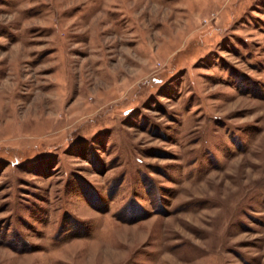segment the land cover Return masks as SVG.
<instances>
[{"label": "rangeland", "instance_id": "374dc122", "mask_svg": "<svg viewBox=\"0 0 264 264\" xmlns=\"http://www.w3.org/2000/svg\"><path fill=\"white\" fill-rule=\"evenodd\" d=\"M0 264H264V0H0Z\"/></svg>", "mask_w": 264, "mask_h": 264}]
</instances>
